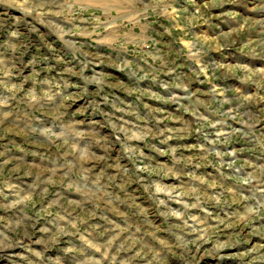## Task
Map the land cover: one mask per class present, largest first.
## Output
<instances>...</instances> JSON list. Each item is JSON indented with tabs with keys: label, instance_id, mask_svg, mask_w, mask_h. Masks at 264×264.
<instances>
[{
	"label": "rangeland",
	"instance_id": "obj_1",
	"mask_svg": "<svg viewBox=\"0 0 264 264\" xmlns=\"http://www.w3.org/2000/svg\"><path fill=\"white\" fill-rule=\"evenodd\" d=\"M0 0V264H264V0Z\"/></svg>",
	"mask_w": 264,
	"mask_h": 264
},
{
	"label": "crops",
	"instance_id": "obj_2",
	"mask_svg": "<svg viewBox=\"0 0 264 264\" xmlns=\"http://www.w3.org/2000/svg\"><path fill=\"white\" fill-rule=\"evenodd\" d=\"M77 3L83 4L87 8H96L102 4V0H72Z\"/></svg>",
	"mask_w": 264,
	"mask_h": 264
}]
</instances>
